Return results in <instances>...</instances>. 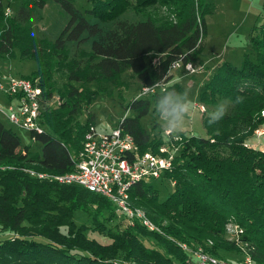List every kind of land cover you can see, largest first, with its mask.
Instances as JSON below:
<instances>
[{
	"label": "trees",
	"instance_id": "trees-1",
	"mask_svg": "<svg viewBox=\"0 0 264 264\" xmlns=\"http://www.w3.org/2000/svg\"><path fill=\"white\" fill-rule=\"evenodd\" d=\"M55 1L70 18L50 42L36 36L30 26L35 10L48 0H23L14 15L7 14L0 0V58H12L18 51L21 59L36 61L39 69L23 77L37 79L46 99L55 92L47 57L65 58L68 43L87 38L94 62L84 74L87 82L114 83L130 72L142 86L164 82L169 90H185L173 82L171 66L178 60H199L208 33L207 16L212 13L208 0H90L85 11L74 0ZM155 5L168 6L174 19L163 23L153 19L145 9ZM129 10L146 17L119 20ZM117 19L116 27L106 30L105 25ZM154 54L162 56L158 62ZM82 77L71 74L58 90L59 106L43 111L44 131H28L32 144H25L0 118V229L7 232L0 237V264H190L179 243L196 247L209 239L214 241L207 246L213 255L225 259L221 252H232L241 260L239 245L226 238L229 224L243 230L240 243L256 264H264V151L248 143L264 123V15L252 28L251 48L244 52L242 64L223 61L204 84L201 102L217 106L230 99L231 103L214 125L205 115L207 136L179 134L182 141L173 167L157 179L172 190L163 197L158 186L140 181L129 191L132 204L145 209L162 233L136 220L112 234L109 243L90 239L77 228L75 212H86L97 222L114 216V203L83 186L28 172L64 174L76 169L85 133L95 124L92 115L85 122L78 119L96 95L74 84ZM160 92L133 98L128 105L133 114H125L121 122L141 152H157L166 139L165 134L153 136L141 122L154 110ZM236 97L242 98L239 103ZM35 142L42 147L35 150Z\"/></svg>",
	"mask_w": 264,
	"mask_h": 264
},
{
	"label": "rangeland",
	"instance_id": "rangeland-1",
	"mask_svg": "<svg viewBox=\"0 0 264 264\" xmlns=\"http://www.w3.org/2000/svg\"><path fill=\"white\" fill-rule=\"evenodd\" d=\"M4 2L6 11L10 15H14L20 8L23 0H4ZM74 2L83 11L91 7L90 0H74ZM208 2L211 3L212 13L207 16L208 33L204 39V50L199 60L193 61L197 71L189 73L184 68L172 70L173 82H177L179 86H183L189 90L192 100L191 112L186 118L183 130L187 135L207 136L203 118L214 111L216 106L201 102L199 92L202 90L204 83L216 73L223 61H231L237 66L242 64L244 52L249 51L251 48L252 28L255 24L259 25L262 22L264 15V0H208ZM168 8L165 5H155L145 9V12L151 14V17L156 19V21L159 20V22L163 23L174 19L173 14L170 13ZM145 17V15H137L134 11L129 10L121 15L119 20L128 19L130 21H137ZM69 18V14L60 3L55 0H48L43 8L35 10L30 21V26L36 36L54 42L65 28ZM117 22L118 19L106 24V30L115 28ZM90 46L91 40L87 38L80 43H68L65 58L47 57L51 65L49 69V75L51 76L50 83L54 87L55 92L51 99L44 97L43 111L45 112L47 107H58L60 104L58 90L63 85L66 86L71 74L80 75L83 76V79L81 82L74 81V84L79 88L94 90L96 95L92 104L83 107V110L78 115V119L85 122L92 115L95 117V125L100 129H106L119 124L125 114H133L128 105L133 98L141 94L143 86L141 81L130 72L122 75L114 83L87 82V75L84 74L94 64L90 60ZM152 57L154 62H158L162 56L154 54ZM37 69H39V66L36 61L21 59L18 51L16 56L12 58H0V74L2 75H31ZM42 70L45 71L46 68L43 67ZM5 101L6 97L0 94L1 108L7 107ZM196 103L204 104L206 111L201 112L195 108ZM262 115L264 116V111ZM0 118L7 126L19 133L25 144H32V139L29 137L27 130L13 125L4 115L0 114ZM141 122L153 136L163 134L159 128L154 110L145 116ZM258 130H264V123L255 129L248 143H250L249 146L264 151V135L259 137L257 135ZM165 138V140H168V136L165 135ZM41 147L42 144L40 142H35L33 145L35 150ZM149 182L161 189L163 197L172 190L171 186H164L160 180L151 178ZM74 222L77 228L83 230L88 238L102 243L111 242L110 236L112 234H116L129 225L133 226L135 224L124 214H121L117 208L114 216L102 217L97 222H94L88 213L77 210ZM6 234V231L2 232L0 229V237H4ZM10 236L9 234L8 237ZM226 238L231 243L236 242L241 252H243L241 244L236 241V236L227 235ZM208 241H212V245H214L212 239ZM221 253H223V256L226 255L225 259H230L231 261L237 260L239 257L236 253L232 252L225 254L222 251ZM187 262L194 264L189 258H187Z\"/></svg>",
	"mask_w": 264,
	"mask_h": 264
},
{
	"label": "built area",
	"instance_id": "built-area-1",
	"mask_svg": "<svg viewBox=\"0 0 264 264\" xmlns=\"http://www.w3.org/2000/svg\"><path fill=\"white\" fill-rule=\"evenodd\" d=\"M178 68H184L189 73L197 71L191 61L174 62L171 73L173 69ZM166 86L164 82H159L157 87L143 86L141 93L151 87L152 90L143 95L148 96ZM0 94L6 97L7 105L5 108L0 107L1 115L13 125L27 131L39 133L44 131L42 123L44 93L37 79L0 74ZM194 107L201 112L206 111V106L202 103H196ZM123 119L124 117L119 124L106 129L90 124L85 133L83 147L75 158V170L64 174L38 172L35 169H28V172L40 179L60 184H77L104 195L131 222L138 220L150 230L162 233L145 209L132 204L129 191L135 183L149 181L151 178L159 179L167 170L172 169L173 160L180 147L178 142L182 141V136L180 135V140L168 136V140H165L157 152H141L134 137L121 127ZM257 135L259 137L264 135V130H258ZM241 233L243 230L240 227L234 224L227 226V235L236 236L239 243ZM240 244L244 254L242 259L231 261L210 253L207 246H212V241L196 247L186 242L179 243L194 264H256L250 251L245 245Z\"/></svg>",
	"mask_w": 264,
	"mask_h": 264
},
{
	"label": "clouds",
	"instance_id": "clouds-1",
	"mask_svg": "<svg viewBox=\"0 0 264 264\" xmlns=\"http://www.w3.org/2000/svg\"><path fill=\"white\" fill-rule=\"evenodd\" d=\"M159 86V83L152 87ZM152 88H146L144 93L138 94L136 99H142L143 95L150 92ZM241 97H236V102L241 101ZM231 100H224L217 104L214 111L209 113L208 124L214 125L225 117L228 112ZM192 108V100L189 90L183 91L169 90L162 87L159 98L155 102L154 112L161 132L175 140H180L179 135L184 130L186 118Z\"/></svg>",
	"mask_w": 264,
	"mask_h": 264
},
{
	"label": "crops",
	"instance_id": "crops-1",
	"mask_svg": "<svg viewBox=\"0 0 264 264\" xmlns=\"http://www.w3.org/2000/svg\"><path fill=\"white\" fill-rule=\"evenodd\" d=\"M206 82H207V81H206ZM206 82H205V83H206ZM205 83H204V84H205ZM202 85H203V84H202ZM203 86H204V85H203ZM185 89H186V88H185ZM200 92H201V91H200ZM200 92H199V94H200Z\"/></svg>",
	"mask_w": 264,
	"mask_h": 264
}]
</instances>
